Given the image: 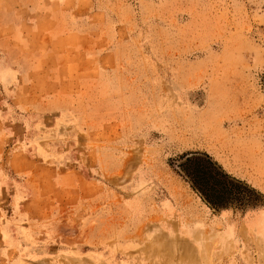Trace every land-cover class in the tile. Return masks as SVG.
Wrapping results in <instances>:
<instances>
[{
	"label": "rangeland",
	"instance_id": "374dc122",
	"mask_svg": "<svg viewBox=\"0 0 264 264\" xmlns=\"http://www.w3.org/2000/svg\"><path fill=\"white\" fill-rule=\"evenodd\" d=\"M0 264H264V0H0Z\"/></svg>",
	"mask_w": 264,
	"mask_h": 264
},
{
	"label": "trees",
	"instance_id": "16d2710c",
	"mask_svg": "<svg viewBox=\"0 0 264 264\" xmlns=\"http://www.w3.org/2000/svg\"><path fill=\"white\" fill-rule=\"evenodd\" d=\"M197 158L204 159L206 164H202L196 160ZM210 168L215 172V175L208 172ZM180 169L211 207L217 210H224L232 207V204L238 203L234 193L230 190L226 191V188L223 189L224 187L222 186L234 183L233 180L224 175L217 165L207 160V157H201L196 154L191 155L185 158L180 165ZM240 205L244 206V208L253 207L247 201L241 202Z\"/></svg>",
	"mask_w": 264,
	"mask_h": 264
}]
</instances>
